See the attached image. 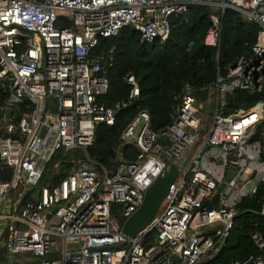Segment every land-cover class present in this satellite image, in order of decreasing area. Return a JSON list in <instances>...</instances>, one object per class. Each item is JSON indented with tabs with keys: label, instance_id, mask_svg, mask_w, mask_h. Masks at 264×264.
I'll use <instances>...</instances> for the list:
<instances>
[{
	"label": "built area",
	"instance_id": "2783aa9c",
	"mask_svg": "<svg viewBox=\"0 0 264 264\" xmlns=\"http://www.w3.org/2000/svg\"><path fill=\"white\" fill-rule=\"evenodd\" d=\"M194 6L211 11L208 45L220 47L228 11L257 24L252 55L204 89L186 84L174 122L162 134L151 129L148 112L140 113L122 137L138 149L137 161L101 172L86 155L36 202L4 214L12 191L22 181L37 186L57 151L87 150L99 124H115L117 109L98 100L109 90L115 49L94 56L100 39L133 26L143 42L165 41L171 18ZM127 82L131 103L140 86L135 76ZM0 88L9 94L0 117V163L14 170L11 182L0 180V223L12 224L0 264H199L228 245L239 205L264 182L262 142L256 140L264 131V102L232 114L226 103L240 90L264 91V0H0ZM25 101L30 111L17 121L9 111ZM184 160L153 222L137 238L125 235L112 205L122 206L126 221L148 189ZM252 239L264 249L262 236ZM16 255H23L19 263ZM233 264H264V258Z\"/></svg>",
	"mask_w": 264,
	"mask_h": 264
},
{
	"label": "trees",
	"instance_id": "16d2710c",
	"mask_svg": "<svg viewBox=\"0 0 264 264\" xmlns=\"http://www.w3.org/2000/svg\"><path fill=\"white\" fill-rule=\"evenodd\" d=\"M171 25L172 33L165 41L143 42L141 33L133 26L124 28L116 37L100 39L93 51L94 56L115 49V60L108 68L109 90L98 98L100 103L117 109L115 124H99L96 127L95 144L87 150L57 151L37 186L29 188L18 209L41 197H33L32 193L37 188L41 189L42 194L43 189L59 185L76 170L78 162L86 155L97 163L101 172H112L121 157L126 163L137 161L138 149L133 144H123L122 137L140 113L148 112L151 129L162 134L174 122L185 85L191 84L200 90L212 85L219 74L227 75L241 57L252 55L260 30L257 24L244 20L236 12L228 11L221 19L220 47L208 45L206 39L214 22L210 9L203 6L190 8L187 17H172ZM129 76H135L140 86V96L131 103V87L127 82ZM8 97L9 94L0 88V117L4 115L3 107ZM124 102H128V105L118 108ZM260 102H264V91L259 94L237 91L226 97L227 114L249 110ZM30 107L29 101H25L24 105L14 107L9 113L15 115L18 121L22 113L30 111ZM256 140L262 142L264 157V131L257 133ZM263 206L264 182L255 196L243 200L239 205L228 245L216 258L204 259L199 264H233L250 257L264 258V249L260 250L252 239L254 234L264 238ZM111 215L123 227L125 219L122 206L113 204ZM11 232L12 224L9 222L0 235L2 262L7 259ZM30 262L33 260L30 259Z\"/></svg>",
	"mask_w": 264,
	"mask_h": 264
},
{
	"label": "water",
	"instance_id": "95a60500",
	"mask_svg": "<svg viewBox=\"0 0 264 264\" xmlns=\"http://www.w3.org/2000/svg\"><path fill=\"white\" fill-rule=\"evenodd\" d=\"M184 16L187 17V14ZM118 114V111H117ZM164 144L170 145L167 140L162 141ZM123 152V149L121 150ZM124 162L123 157L120 158ZM184 162L180 163L177 168L172 167L167 175L159 178L146 192L144 203L141 208L129 219L124 222L123 232L131 238H137L141 232L148 227L157 214L159 213L164 200L169 192L170 187L179 176L180 170L184 167ZM14 170L10 167H4L0 163V180L4 183L11 182ZM24 178H28V174H24ZM231 179V173L226 178V183ZM225 183L221 185L219 191L225 188ZM216 202L219 200V194L216 196ZM55 213V212H54ZM51 217V216H49Z\"/></svg>",
	"mask_w": 264,
	"mask_h": 264
},
{
	"label": "rangeland",
	"instance_id": "374dc122",
	"mask_svg": "<svg viewBox=\"0 0 264 264\" xmlns=\"http://www.w3.org/2000/svg\"><path fill=\"white\" fill-rule=\"evenodd\" d=\"M29 186L26 185L25 181H22L13 191L12 193L9 195L8 200L6 201V204L4 206V214L7 215H11L13 214V210L16 209V207L18 206V204L25 198V196L28 193L29 190ZM41 189L37 188L36 191H34L33 197L34 198H39L41 195ZM9 222L6 221H2L0 223V235L1 233L5 230V226L8 224ZM23 255H16L13 256V259L15 262L19 263L20 260L22 259Z\"/></svg>",
	"mask_w": 264,
	"mask_h": 264
}]
</instances>
